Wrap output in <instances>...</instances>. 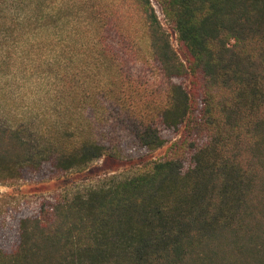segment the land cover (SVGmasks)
I'll return each instance as SVG.
<instances>
[{"label": "trees", "instance_id": "trees-1", "mask_svg": "<svg viewBox=\"0 0 264 264\" xmlns=\"http://www.w3.org/2000/svg\"><path fill=\"white\" fill-rule=\"evenodd\" d=\"M158 1L187 63L152 0H0V64L14 61L10 39L35 52L52 31L70 63L79 49L98 67L80 107L60 57L45 64L62 97L43 129L32 116L0 125V187L142 159L185 128L133 172L32 201L1 196L0 264H264V0ZM30 71L21 60L0 95Z\"/></svg>", "mask_w": 264, "mask_h": 264}, {"label": "rangeland", "instance_id": "rangeland-1", "mask_svg": "<svg viewBox=\"0 0 264 264\" xmlns=\"http://www.w3.org/2000/svg\"><path fill=\"white\" fill-rule=\"evenodd\" d=\"M152 2L162 24L172 35V43L174 48L182 60L187 63L186 56L177 41V35L170 27L163 13L160 2L158 0H152ZM134 27L136 30H139L140 28L138 24H135ZM113 38L116 43L120 44V50L122 51L121 55L126 61L129 62V65H132L136 71L141 72L143 75L146 74L147 77H151L152 74H150V72L142 68L139 62H135V57H137L139 54L136 51V48L128 41L122 42V40L118 39L116 36H113ZM34 40H39L35 41V44L41 46L39 48L40 50L35 52L30 51V49L28 51H22L21 48H15L14 39H10L8 41L10 51L14 52V61L11 63L12 66H10L11 64H0V81H2V78L9 76V74L14 69V66L16 68L20 66L21 60H25L26 66H28L31 70V74H37L30 76L28 73L25 77H19V79L15 82H8L11 85L9 87H5V97L0 95V125L20 122L26 116H32L33 118H36L32 120V127L35 129H43L48 124L44 119V116L50 118L52 115L51 113H53V108H55V105L51 103V100H54V96L56 95H60L59 98L62 97L60 93L62 87L60 85H57V88L55 87L56 84L53 79L54 75L48 73L49 66L45 65L49 62V60H53L54 57H60V66L56 67L57 70H62L63 68L65 70L62 71V74L68 72L71 74V78L75 76V79L72 81V86L76 87V95L77 99H79L80 107L83 106L84 102V99L82 98L88 93L89 90L91 91V85L95 80L93 76L97 74L98 67L93 69L79 61V58L76 57L80 55L79 49L74 53L75 60L70 63L68 58L71 56L67 51L68 44L58 48V42H56L52 31L42 33ZM140 40H142L141 35ZM79 44L80 43H78V45ZM141 46L143 49L146 47L143 40ZM23 54H25L24 58ZM58 73L60 74L61 71H58ZM184 83L189 88L190 81H185ZM55 90H57V94ZM58 102H61V100H58ZM89 108L90 107L87 108L86 113L88 116H91L92 111L90 110L91 108ZM58 109L60 110V107H58ZM60 118H63V116H60ZM184 135V127L173 133H164V137L167 140L165 147L142 159L120 160L115 157L106 156L92 164L86 171L83 172L68 173L63 177L40 183L20 182L13 186H1L0 197L11 195L14 202H26L41 197L66 194L73 192L76 189L92 186L104 178L120 175L123 173H130L137 169L143 168L153 161L165 158L170 153L172 148H174V145L184 138ZM186 163L189 164V161Z\"/></svg>", "mask_w": 264, "mask_h": 264}]
</instances>
